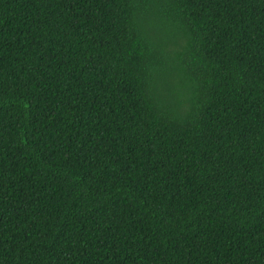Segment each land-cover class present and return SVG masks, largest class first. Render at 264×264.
<instances>
[{
    "label": "trees",
    "instance_id": "1",
    "mask_svg": "<svg viewBox=\"0 0 264 264\" xmlns=\"http://www.w3.org/2000/svg\"><path fill=\"white\" fill-rule=\"evenodd\" d=\"M0 264H264V0H0Z\"/></svg>",
    "mask_w": 264,
    "mask_h": 264
},
{
    "label": "rangeland",
    "instance_id": "2",
    "mask_svg": "<svg viewBox=\"0 0 264 264\" xmlns=\"http://www.w3.org/2000/svg\"><path fill=\"white\" fill-rule=\"evenodd\" d=\"M160 34V33H159ZM176 37V34L174 31L171 33L167 32L165 35L160 34V41L170 42L172 39ZM176 46L174 44H170V48H175Z\"/></svg>",
    "mask_w": 264,
    "mask_h": 264
}]
</instances>
